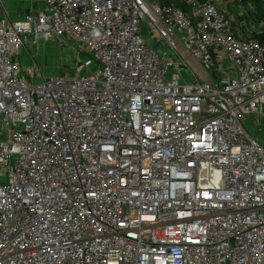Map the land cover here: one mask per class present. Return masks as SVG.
<instances>
[{
  "label": "built area",
  "instance_id": "1",
  "mask_svg": "<svg viewBox=\"0 0 264 264\" xmlns=\"http://www.w3.org/2000/svg\"><path fill=\"white\" fill-rule=\"evenodd\" d=\"M41 1L0 20V264H264L244 0ZM38 38L79 45L70 74L26 75Z\"/></svg>",
  "mask_w": 264,
  "mask_h": 264
},
{
  "label": "rangeland",
  "instance_id": "2",
  "mask_svg": "<svg viewBox=\"0 0 264 264\" xmlns=\"http://www.w3.org/2000/svg\"><path fill=\"white\" fill-rule=\"evenodd\" d=\"M231 8L235 9L236 7L231 6ZM80 50L79 45L73 42L61 45L57 40L49 41L38 38L35 45H28V47L21 49L19 60L25 73L28 72L26 75L28 77L31 74L36 76L37 79L35 81H37L42 75L50 78L70 74L78 56L75 52ZM88 57L93 60L92 55ZM183 74L188 78V81H191L188 75L189 72H184ZM1 180L6 182L5 179Z\"/></svg>",
  "mask_w": 264,
  "mask_h": 264
},
{
  "label": "crops",
  "instance_id": "3",
  "mask_svg": "<svg viewBox=\"0 0 264 264\" xmlns=\"http://www.w3.org/2000/svg\"><path fill=\"white\" fill-rule=\"evenodd\" d=\"M42 9L41 0H0V20L14 23Z\"/></svg>",
  "mask_w": 264,
  "mask_h": 264
},
{
  "label": "trees",
  "instance_id": "4",
  "mask_svg": "<svg viewBox=\"0 0 264 264\" xmlns=\"http://www.w3.org/2000/svg\"><path fill=\"white\" fill-rule=\"evenodd\" d=\"M243 3L248 8L251 18L258 25L263 26V32L255 37L264 46V0H244ZM235 9L230 8L231 12H236L237 4Z\"/></svg>",
  "mask_w": 264,
  "mask_h": 264
}]
</instances>
